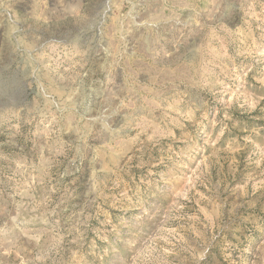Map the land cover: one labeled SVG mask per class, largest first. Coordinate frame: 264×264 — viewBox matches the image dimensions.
I'll return each instance as SVG.
<instances>
[{
	"label": "rangeland",
	"instance_id": "obj_1",
	"mask_svg": "<svg viewBox=\"0 0 264 264\" xmlns=\"http://www.w3.org/2000/svg\"><path fill=\"white\" fill-rule=\"evenodd\" d=\"M0 264H264V0H0Z\"/></svg>",
	"mask_w": 264,
	"mask_h": 264
}]
</instances>
